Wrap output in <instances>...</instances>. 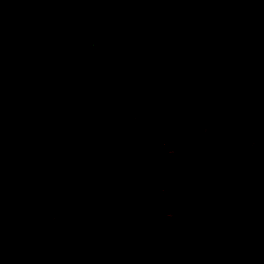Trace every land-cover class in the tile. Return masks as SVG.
<instances>
[{
	"label": "trees",
	"instance_id": "16d2710c",
	"mask_svg": "<svg viewBox=\"0 0 264 264\" xmlns=\"http://www.w3.org/2000/svg\"><path fill=\"white\" fill-rule=\"evenodd\" d=\"M263 128L264 0H0V264H264Z\"/></svg>",
	"mask_w": 264,
	"mask_h": 264
},
{
	"label": "water",
	"instance_id": "95a60500",
	"mask_svg": "<svg viewBox=\"0 0 264 264\" xmlns=\"http://www.w3.org/2000/svg\"><path fill=\"white\" fill-rule=\"evenodd\" d=\"M263 131H264V128H263ZM193 236H194V235L191 236V238L189 239V242L191 241V239H192Z\"/></svg>",
	"mask_w": 264,
	"mask_h": 264
}]
</instances>
